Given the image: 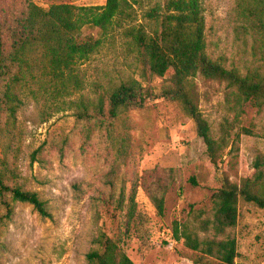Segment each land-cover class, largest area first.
<instances>
[{"label":"rangeland","instance_id":"obj_1","mask_svg":"<svg viewBox=\"0 0 264 264\" xmlns=\"http://www.w3.org/2000/svg\"><path fill=\"white\" fill-rule=\"evenodd\" d=\"M34 1L44 8L58 3L87 6L106 2ZM201 1L208 53L241 69L251 66L253 38L243 25L253 0ZM130 2V16L118 18L100 51L80 64L84 87L66 101L82 95L95 97L104 88L131 78L146 87L161 82L158 77H142L125 31L139 24L152 26L146 12L165 0ZM84 34L97 37L100 32L86 27ZM194 83L199 108L216 136L225 117L239 133L237 143L223 153L219 170L211 164L194 121L171 100L148 96L142 108L123 112L114 122L123 147L98 131L86 132L68 104L56 111L28 99L18 113L20 137L11 158L20 183L38 192L50 215L42 216L31 204L16 202L13 215L0 228V264H87L92 241L102 232L113 237L136 264H197L199 254L186 247L183 238H175V223L191 220L196 211L210 210L212 195L220 186L218 172L236 183L252 176L253 159L256 153L264 152V137L257 134L264 123V111L258 113L246 103L236 115L227 100L230 88L225 82L197 76ZM254 125L255 134L242 132L243 127ZM6 141L0 135V167ZM37 149L38 160L32 162ZM169 167L174 170V181L160 214L140 178L147 169ZM104 181H109L115 195H124L120 207L96 200L98 186ZM238 209L233 230L238 250L234 264H264V208L241 197Z\"/></svg>","mask_w":264,"mask_h":264},{"label":"trees","instance_id":"obj_2","mask_svg":"<svg viewBox=\"0 0 264 264\" xmlns=\"http://www.w3.org/2000/svg\"><path fill=\"white\" fill-rule=\"evenodd\" d=\"M132 6L130 0H106L103 5L58 3L44 8L34 0H0V135L7 138L0 167V228L13 215L16 202L31 204L42 216L50 215L38 192L20 183L11 158L20 137L18 113L28 99L56 111L68 104L86 132L98 131L123 147L124 140L115 134L114 127L123 112L142 108L148 96L171 100L194 121L216 170L226 149L237 143L239 133L225 117L216 136L199 108L194 79L202 76L225 82L230 88L227 100L236 115L246 103L258 113L264 111V0H253L244 15L243 27L253 38L254 58L246 69L228 65L208 53L201 0H165L147 10L145 16L152 26L139 24L125 31L142 77H158L161 82L146 87L131 78L104 88L95 97L82 95L66 101L84 87L80 64L100 51L112 26L118 18L130 16ZM86 27L98 28L100 35L84 34ZM255 126L243 127L242 132L255 134ZM258 130L257 134L264 137V123ZM38 151L32 153V162L38 160ZM252 166V176L240 183L217 171L220 186L212 195L210 210L196 211L191 220L175 223V238H183L186 247L199 254L197 264L235 263L238 250L233 230L238 223L240 198L264 208V152L256 153ZM173 181L171 167L147 169L140 178L160 214ZM108 183L98 186L96 200L115 203L118 208L124 195H115ZM130 200L135 202L134 195ZM92 242L87 264H136L107 233L98 234Z\"/></svg>","mask_w":264,"mask_h":264}]
</instances>
